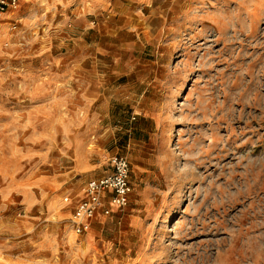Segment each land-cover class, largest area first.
Instances as JSON below:
<instances>
[{"label": "rangeland", "instance_id": "1", "mask_svg": "<svg viewBox=\"0 0 264 264\" xmlns=\"http://www.w3.org/2000/svg\"><path fill=\"white\" fill-rule=\"evenodd\" d=\"M83 83L98 95L66 91ZM118 86L148 88L145 138L97 118ZM115 155L128 203L76 233ZM0 264H264V0H18L0 19Z\"/></svg>", "mask_w": 264, "mask_h": 264}, {"label": "crops", "instance_id": "2", "mask_svg": "<svg viewBox=\"0 0 264 264\" xmlns=\"http://www.w3.org/2000/svg\"><path fill=\"white\" fill-rule=\"evenodd\" d=\"M37 47L36 50H38ZM68 54V53H67ZM75 55L68 54L65 61L72 66L73 69L81 68L80 59H77ZM58 57L50 55V59L45 60V57H41V66L44 68L47 64L46 62H50L51 69H54L58 64ZM80 71L78 70L77 73ZM75 76L76 72L72 73L70 78ZM82 79V77L80 76ZM69 79V78H68ZM50 81L56 83L58 81V77L51 75ZM58 88L51 85L50 92H42L41 95L44 97L45 95H50V102L41 103V110L50 109L51 112H58L59 110V102H58ZM66 91L68 93H75L78 96H81L83 99H86L88 94H96L92 93L91 90L85 86V84H79V86H73L71 88H67ZM71 91V92H70ZM106 96L104 97L103 103L99 104L98 107L101 109L103 107L104 113L100 112V116L97 118L101 120L108 121V124L113 122L121 123L128 129L126 132L128 136L131 135L137 138H145L148 136L151 128L153 127V123L155 120V116L153 115V110L151 107L146 104L147 97L145 96L146 92H148V88H142L139 86H118L114 88H110L107 90ZM98 95V94H96ZM54 99V100H53ZM94 99V97H93ZM72 106V105H71ZM68 107V106H67ZM81 110H85V107H80ZM98 109V110H99ZM108 112H110L108 114ZM55 115L52 114V126H54ZM98 120V121H99ZM100 125H102L100 123Z\"/></svg>", "mask_w": 264, "mask_h": 264}, {"label": "built area", "instance_id": "3", "mask_svg": "<svg viewBox=\"0 0 264 264\" xmlns=\"http://www.w3.org/2000/svg\"><path fill=\"white\" fill-rule=\"evenodd\" d=\"M17 6L18 0H0V19L7 11L14 10ZM109 168L105 174L86 183L84 196L76 204L71 219L76 233L87 231L96 214L106 216L112 208L122 209L127 205L131 187L126 157L122 155L110 157Z\"/></svg>", "mask_w": 264, "mask_h": 264}]
</instances>
